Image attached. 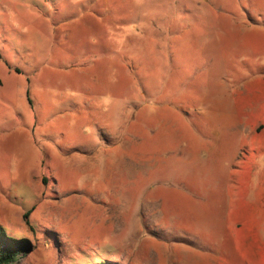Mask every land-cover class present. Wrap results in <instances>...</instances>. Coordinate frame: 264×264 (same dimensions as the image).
<instances>
[{
	"label": "rangeland",
	"instance_id": "rangeland-1",
	"mask_svg": "<svg viewBox=\"0 0 264 264\" xmlns=\"http://www.w3.org/2000/svg\"><path fill=\"white\" fill-rule=\"evenodd\" d=\"M240 128H264V0H0L18 264H264V135Z\"/></svg>",
	"mask_w": 264,
	"mask_h": 264
},
{
	"label": "crops",
	"instance_id": "crops-1",
	"mask_svg": "<svg viewBox=\"0 0 264 264\" xmlns=\"http://www.w3.org/2000/svg\"><path fill=\"white\" fill-rule=\"evenodd\" d=\"M240 130L243 131L244 134L254 132L258 136V138L254 142L261 145L259 137L264 135V128H240ZM215 136L218 148V155L220 156V159L224 165L223 167L226 170L225 174L230 176L232 172L231 164L233 163L240 151L237 144V137L239 135L235 132L234 128H221V130H218L215 133ZM257 202L264 203V185L262 184H260L256 188L255 201L251 204L255 206Z\"/></svg>",
	"mask_w": 264,
	"mask_h": 264
},
{
	"label": "trees",
	"instance_id": "trees-1",
	"mask_svg": "<svg viewBox=\"0 0 264 264\" xmlns=\"http://www.w3.org/2000/svg\"><path fill=\"white\" fill-rule=\"evenodd\" d=\"M28 215L29 211L23 214L26 224H28ZM29 249L28 240L9 236L0 225V264H18L21 256Z\"/></svg>",
	"mask_w": 264,
	"mask_h": 264
},
{
	"label": "clouds",
	"instance_id": "clouds-1",
	"mask_svg": "<svg viewBox=\"0 0 264 264\" xmlns=\"http://www.w3.org/2000/svg\"><path fill=\"white\" fill-rule=\"evenodd\" d=\"M107 103V101H105Z\"/></svg>",
	"mask_w": 264,
	"mask_h": 264
}]
</instances>
